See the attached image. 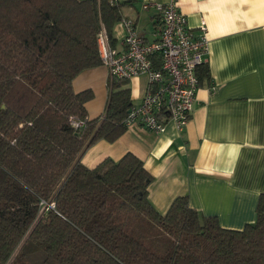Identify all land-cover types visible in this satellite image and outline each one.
Here are the masks:
<instances>
[{
  "label": "trees",
  "instance_id": "trees-1",
  "mask_svg": "<svg viewBox=\"0 0 264 264\" xmlns=\"http://www.w3.org/2000/svg\"><path fill=\"white\" fill-rule=\"evenodd\" d=\"M134 2L0 0V264H264V194L253 223L227 229L184 195L160 214L132 153L81 163L93 143L126 132L134 106L129 79L109 76L90 119L93 93L72 81L102 66L97 35L113 44ZM197 74L209 77L206 63Z\"/></svg>",
  "mask_w": 264,
  "mask_h": 264
},
{
  "label": "crops",
  "instance_id": "crops-1",
  "mask_svg": "<svg viewBox=\"0 0 264 264\" xmlns=\"http://www.w3.org/2000/svg\"><path fill=\"white\" fill-rule=\"evenodd\" d=\"M170 0H135L122 9L141 37L154 39L158 15L144 3ZM188 25L197 31L203 22L208 39V78L200 81L191 118L185 129L171 124L156 134L139 125L127 127L115 142L101 139L81 157L93 169L106 159L124 154L138 157L153 180L148 200L164 214L177 196L205 216L217 217L227 229H242L255 220L264 194V0H176ZM124 29L116 23L112 42L120 47ZM108 71L87 69L72 81L78 93L90 90L85 108L90 119L99 117L107 100ZM137 106L147 87L146 75L128 82Z\"/></svg>",
  "mask_w": 264,
  "mask_h": 264
},
{
  "label": "built area",
  "instance_id": "built-area-1",
  "mask_svg": "<svg viewBox=\"0 0 264 264\" xmlns=\"http://www.w3.org/2000/svg\"><path fill=\"white\" fill-rule=\"evenodd\" d=\"M149 7L159 19L154 39L145 40L134 22L122 17L118 22L124 29L120 47L111 44L102 29L97 35L99 57L111 77L130 80L146 75L144 96L130 110L127 127L136 124L160 134L171 124L181 132L191 118L200 85L197 70L206 62L209 49L205 24L192 30L176 0L143 4V9Z\"/></svg>",
  "mask_w": 264,
  "mask_h": 264
}]
</instances>
